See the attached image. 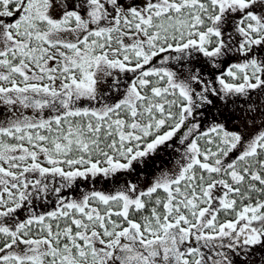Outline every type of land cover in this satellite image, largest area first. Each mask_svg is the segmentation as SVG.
<instances>
[{"label":"snow or ice","instance_id":"6c2138e0","mask_svg":"<svg viewBox=\"0 0 264 264\" xmlns=\"http://www.w3.org/2000/svg\"><path fill=\"white\" fill-rule=\"evenodd\" d=\"M0 264H264V0H0Z\"/></svg>","mask_w":264,"mask_h":264}]
</instances>
